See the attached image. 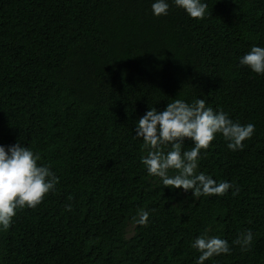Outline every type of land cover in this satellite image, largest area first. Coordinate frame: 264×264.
<instances>
[{
  "label": "trees",
  "instance_id": "16d2710c",
  "mask_svg": "<svg viewBox=\"0 0 264 264\" xmlns=\"http://www.w3.org/2000/svg\"><path fill=\"white\" fill-rule=\"evenodd\" d=\"M153 2L0 0V146L23 144L59 178L0 231V264H197L205 233L231 247L205 264H264V75L241 64L264 47V0H203V20L174 0L157 17ZM198 98L255 126L242 151L219 134L201 150L198 171L233 187L199 200L149 175L135 134L151 108Z\"/></svg>",
  "mask_w": 264,
  "mask_h": 264
},
{
  "label": "clouds",
  "instance_id": "9594fccd",
  "mask_svg": "<svg viewBox=\"0 0 264 264\" xmlns=\"http://www.w3.org/2000/svg\"><path fill=\"white\" fill-rule=\"evenodd\" d=\"M193 19L203 20L208 5L203 0H174ZM168 0H154L152 10L157 17L169 12ZM256 74L264 75V47L253 46L241 59ZM255 126L234 122L222 110L216 112L207 106L205 99L187 103L174 99L166 109L157 111L151 108L137 123L135 134L143 140L148 149L142 163L149 175L160 178L164 187L191 191L199 200L201 197L224 196L233 185L229 182L217 183L210 175L198 171L201 150L207 151L222 135L230 150H243L244 141L251 139ZM192 141L193 147L183 150L185 141ZM170 146L168 151L164 149ZM41 157L31 149L17 143L7 150L0 146V231H7L18 209L36 208L50 192L56 191L59 178L48 166H41ZM170 170L174 172L170 175ZM233 192V195H237ZM71 199V197H69ZM71 210V205L67 206ZM149 212L141 209L133 217L134 223L147 226ZM242 250L247 251L253 243V233L248 230L234 241ZM200 255L197 264L220 256L231 254L227 240L207 233L192 243Z\"/></svg>",
  "mask_w": 264,
  "mask_h": 264
}]
</instances>
